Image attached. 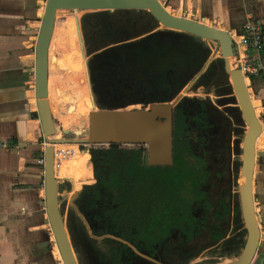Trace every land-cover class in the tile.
<instances>
[{
	"label": "trees",
	"instance_id": "1",
	"mask_svg": "<svg viewBox=\"0 0 264 264\" xmlns=\"http://www.w3.org/2000/svg\"><path fill=\"white\" fill-rule=\"evenodd\" d=\"M81 26L87 54L92 56L88 61L92 88L97 104L104 109L169 103L202 71L212 55V48L199 39L159 31L143 11L90 13L82 17ZM210 82L218 96L229 94L224 62L220 58L215 59L194 84L202 87ZM79 93L81 98L85 97L84 92L80 90ZM175 119V133L185 132V117L176 112ZM70 148L76 151L75 146ZM180 148L177 144L176 165L184 166V155L189 148L183 154ZM83 154L90 155L96 182L84 186L77 206L93 226L94 235L101 237L110 229L119 236L116 232L121 230L120 224H125L130 235L131 222L135 221L130 216L136 213L139 217L136 232L139 239L148 242L152 171L147 164L146 148L122 150L119 145H111L85 150ZM158 180L165 181V178L162 176ZM66 190L69 192L71 185L67 184ZM106 200L112 203L106 206ZM121 211L128 219L119 215ZM123 218L129 222L125 223ZM67 220L70 233L80 239L90 264H150L142 258L134 259L132 251L121 253L113 240L89 238L85 223L72 207ZM237 245V237L230 239L220 257L230 255Z\"/></svg>",
	"mask_w": 264,
	"mask_h": 264
},
{
	"label": "water",
	"instance_id": "2",
	"mask_svg": "<svg viewBox=\"0 0 264 264\" xmlns=\"http://www.w3.org/2000/svg\"><path fill=\"white\" fill-rule=\"evenodd\" d=\"M70 10L75 14L97 13L107 11H143L155 22L159 31H169L199 39L209 46L218 47L224 62V73L229 85V94L220 96L219 102L225 108L226 116L236 122L241 121L246 131L237 139V149L241 152L237 173L244 183L234 187V201L239 210L242 227L241 239L231 258H217L206 264H253L261 242V227L256 211L255 170L260 164L257 155V141L264 132L263 122L257 114L249 87L243 72L232 69L230 59L236 54L231 34L223 29L210 26L204 22L170 13L161 0H46L41 27L35 47V98L37 114L43 130V139L48 146L43 151L45 210L55 244L63 264H90L89 256L80 239L74 237L68 227L60 204V179L55 172V146L71 142H83L91 146H145L149 166H172L173 155V117L174 109L188 97L179 95L169 103H153L143 109L101 108L91 86V76L85 41L82 33L81 18L76 16L79 44L83 57L95 110L88 116V138L58 139L54 117L49 103V51L54 34L57 16L60 11ZM83 15V16H84ZM98 53V52H96ZM95 53V54H96ZM93 54V55H95ZM217 57L211 55L208 62L199 72L193 85ZM182 93V92H181ZM230 104H233L229 106ZM138 105V104H137ZM132 106V105H131ZM73 107H70V111ZM235 111V112H234ZM229 114V115H228ZM231 117V118H230ZM233 118V119H232ZM85 223L90 236L95 237L85 216L78 213ZM229 256V255H228Z\"/></svg>",
	"mask_w": 264,
	"mask_h": 264
},
{
	"label": "crops",
	"instance_id": "3",
	"mask_svg": "<svg viewBox=\"0 0 264 264\" xmlns=\"http://www.w3.org/2000/svg\"><path fill=\"white\" fill-rule=\"evenodd\" d=\"M162 1L167 10L176 16L205 24L209 21L211 26L230 34L241 33L249 19L259 22L264 31V0ZM45 4L46 0H0V142L11 144L10 150H0V264H57L55 254L59 264H63L56 245L55 251H52L51 238L54 237L47 230L43 151L48 145L43 139L34 87L35 47ZM76 29L77 22L72 17L66 26L68 36L71 37L74 31L79 38ZM57 33L55 26L54 34ZM53 41L49 51L51 110V93L55 86L50 75L54 57ZM252 85L255 102L264 111V75L255 77ZM68 100L70 102L67 105L77 106L78 114L84 112L89 115L82 101L77 102L73 95ZM62 114L66 128L76 126L79 122L75 119L76 113H71L70 118L64 110ZM59 146L74 152L73 162L68 165L64 179L73 186L75 200L84 186L91 185L95 179L92 183L83 184L78 190L72 180L75 171L72 164L78 154L69 144ZM260 148H264V138ZM258 168V171L255 170V198L256 211L262 215V236L253 264H264V150ZM74 200L71 205H74Z\"/></svg>",
	"mask_w": 264,
	"mask_h": 264
},
{
	"label": "flooded vegetation",
	"instance_id": "4",
	"mask_svg": "<svg viewBox=\"0 0 264 264\" xmlns=\"http://www.w3.org/2000/svg\"><path fill=\"white\" fill-rule=\"evenodd\" d=\"M246 82L248 85L247 80ZM202 87L209 90L215 88L212 82ZM82 103L89 107L91 99H84ZM176 112L185 117L187 125L185 132L177 134ZM234 125L212 100L190 98L182 101L174 109V164L151 166L149 241L139 239L135 229V224L139 221L136 213L130 216L135 219L131 222L130 235L125 224H120L121 230L116 232L119 236L109 229L108 233L101 236V240H113L118 243V251L121 253L132 251L134 259L142 258L150 264H189L204 252H212L219 257L226 243L237 237L236 226L240 222L233 185ZM263 138L264 132L257 141V149ZM177 144L181 146V154L189 148L187 155H184V166L176 165ZM120 146L122 145L119 148ZM147 154L146 148V158ZM81 156V162L72 177L78 190L83 183L93 182L90 155ZM167 171L165 181H159L161 174ZM79 196L80 194L71 206L77 214L80 212L77 206ZM111 203L106 200L104 204L109 206ZM120 213V216L124 215L128 219L126 213ZM85 218L94 235L93 226L86 216ZM108 226L110 228L111 225ZM87 232L89 238L96 240L90 236L88 229Z\"/></svg>",
	"mask_w": 264,
	"mask_h": 264
},
{
	"label": "rangeland",
	"instance_id": "5",
	"mask_svg": "<svg viewBox=\"0 0 264 264\" xmlns=\"http://www.w3.org/2000/svg\"><path fill=\"white\" fill-rule=\"evenodd\" d=\"M162 3L164 4L163 1ZM83 15L84 13L75 14L73 11H70V10L60 11L58 13L57 22H56L58 33L57 35L54 34L52 38L54 39L53 41L54 57H53V61L51 62V65H53V67L51 69L50 75H51V78L55 81V86H53V93H51V96H52L51 101H52V112H53L52 114L54 117L56 129L58 131L57 135L54 138H58V139H74L76 137L75 135L77 132L81 133L80 136H78L79 138H83V139L88 138V128H89L88 116L89 115L84 114V112H81V113L79 112L78 114L77 106L67 105L70 102L68 99L69 97H71V95L75 97L77 102H80L84 99H91V92L89 89V82L87 79V71H86V66H85L87 59L83 58V54L81 52V48L79 44L78 35L73 31L70 34L71 37H69L66 31V26L72 17L76 19V16H78L79 19L80 18L82 19ZM206 24L211 26L209 21ZM211 48H212V52H211L212 55L219 58L221 56L219 48L215 46H212ZM79 70H83V71H79ZM248 87H249V91L251 93L253 102L255 104V108L257 109V112H258L257 114L259 118L261 119V121L264 122V118H263L264 111L261 108V105L255 102L254 87L252 85V82H250ZM80 90L84 93L86 92L84 98L80 97V93H79ZM179 95H182L188 98H197V99H206V100L209 99V100H212L214 104H216L219 107L220 111L224 113L227 111L225 108H227L228 106L226 107L218 103L221 97L218 96L217 89L215 88L213 89L211 88V90H209V89H205L204 87H195V84L193 85L189 84ZM208 95H210V97H208ZM231 105L233 104H230L229 106ZM70 107H73V110L70 111ZM129 109L130 110L131 109H143V106L142 105H132V106H129ZM62 110L67 112L69 118H70L71 113H76L75 116L77 115L78 117L76 116L75 119L79 120L78 123L76 122L77 123L76 126H73L71 128L65 127L64 121H63L64 115L62 114ZM93 110L95 109L92 108L91 111ZM233 122L235 125H234V134L232 138V142H233L232 165H233V185L235 187L239 184H243L245 180L243 177L240 176V174L237 173V166H239L240 164L241 152L239 149H237L236 142H237V139L240 137V135L241 134L243 135L245 133L246 128L245 126H243L241 121L236 122L234 119ZM57 146H55V148ZM71 146L76 147L75 154H78L76 159L74 160V163L72 164V167H75L76 169L78 168V163L81 162V159H82L81 155H83L85 150L86 151L91 150L92 148H109V146H91V145H71ZM120 148L128 150V149H133V148H140V146L122 145L120 146ZM263 150L264 148L257 149V155L259 158L262 155ZM90 165L92 166V169H93L91 160H90ZM258 167H259V164H257V168H256L257 171L259 169ZM93 173H94V170H93ZM167 173L168 171L162 173L161 176H164ZM59 179L61 182L60 187H59L61 209L64 212L65 218L68 219L69 210H70V207L72 206L71 204L75 196V190H73L72 188L73 186L71 185V183L66 181L67 179H64V178H59ZM67 184L71 185V190L69 192H67L66 190ZM92 184H95V182ZM82 190L79 192V194L82 192ZM257 215H258L259 223L260 222L262 223V215L260 213L259 214L257 213ZM47 228H48L47 230H49V232L51 233V237H53V234H52V231H51V228L48 222H47ZM236 230H237L236 231L237 238L240 241L241 236H242L241 235L242 227H241L240 222L237 224ZM140 236H142V234ZM51 242H52L51 243L52 251H55L54 249H55L56 244H55L54 239L51 238ZM233 253L234 252H232L226 258L227 259L231 258ZM55 257L57 258L56 259L57 264H59L60 262L56 254H55ZM219 257H217V255L213 254L212 252H204L202 255L198 256V258L191 260L189 264H206V263H210L211 261L216 260Z\"/></svg>",
	"mask_w": 264,
	"mask_h": 264
},
{
	"label": "built area",
	"instance_id": "6",
	"mask_svg": "<svg viewBox=\"0 0 264 264\" xmlns=\"http://www.w3.org/2000/svg\"><path fill=\"white\" fill-rule=\"evenodd\" d=\"M231 36L236 47V54L230 59L231 68L240 69L245 79L250 82L253 81V78L264 75V31L262 25L249 19L244 24L241 33L231 34ZM10 149L9 142H0V150ZM59 156L60 153L58 155V151L55 150V165L59 162Z\"/></svg>",
	"mask_w": 264,
	"mask_h": 264
},
{
	"label": "bare ground",
	"instance_id": "7",
	"mask_svg": "<svg viewBox=\"0 0 264 264\" xmlns=\"http://www.w3.org/2000/svg\"><path fill=\"white\" fill-rule=\"evenodd\" d=\"M49 67H50V61H49ZM50 108H51V106H50ZM92 108H94V106H93V104L91 102V105L89 107H87V109L89 110V113L91 112ZM51 112H52V110H51ZM66 144H70V145H89V144H86V143H83V142H71V143L68 142V143L60 144V145H66ZM103 146H105V145H103ZM57 151H58V155L60 153V156H59V162L56 165L57 168L55 167L56 172H57L56 174L60 178H65V176H66L65 175V171L67 170L68 165L73 161L74 152H72L70 150H67L63 146H59ZM62 152H64V153H62Z\"/></svg>",
	"mask_w": 264,
	"mask_h": 264
}]
</instances>
